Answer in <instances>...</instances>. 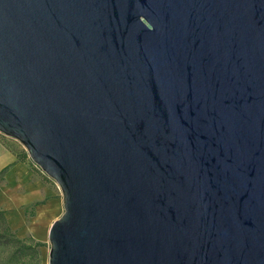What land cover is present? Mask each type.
Returning <instances> with one entry per match:
<instances>
[{"label": "water", "instance_id": "obj_1", "mask_svg": "<svg viewBox=\"0 0 264 264\" xmlns=\"http://www.w3.org/2000/svg\"><path fill=\"white\" fill-rule=\"evenodd\" d=\"M0 134L48 264H264V0H0Z\"/></svg>", "mask_w": 264, "mask_h": 264}, {"label": "crops", "instance_id": "obj_2", "mask_svg": "<svg viewBox=\"0 0 264 264\" xmlns=\"http://www.w3.org/2000/svg\"><path fill=\"white\" fill-rule=\"evenodd\" d=\"M9 166L0 183V206L7 212L9 223L16 217L34 216L35 228L41 227L48 234L52 224L63 214L59 188L34 170L31 161L17 162V157L0 141V172Z\"/></svg>", "mask_w": 264, "mask_h": 264}, {"label": "trees", "instance_id": "obj_3", "mask_svg": "<svg viewBox=\"0 0 264 264\" xmlns=\"http://www.w3.org/2000/svg\"><path fill=\"white\" fill-rule=\"evenodd\" d=\"M2 143L17 157V162L28 163L27 155L24 152ZM10 168L11 166L0 172V182ZM42 246L41 243L34 242L31 238L17 237L16 233L8 226L7 212L2 207L0 208V264H42L40 252ZM3 255H5V259Z\"/></svg>", "mask_w": 264, "mask_h": 264}, {"label": "rangeland", "instance_id": "obj_4", "mask_svg": "<svg viewBox=\"0 0 264 264\" xmlns=\"http://www.w3.org/2000/svg\"><path fill=\"white\" fill-rule=\"evenodd\" d=\"M0 140L9 147L15 149V150H20L21 152H24L27 155L28 158V163L31 161L30 158L28 157V154L24 147L20 145L18 142L12 140V139H7L5 136L0 134ZM33 168V166H31ZM34 169V168H33ZM35 170V169H34ZM1 183V182H0ZM5 196V195H4ZM3 196H1L2 198ZM32 203V202H31ZM1 208V206H0ZM29 216L26 215L25 219L23 218H15V219H10L11 223L8 221V226L11 228L13 232L16 233V236L19 238L24 239L26 238H31L34 242L41 243L43 246L40 248L41 252V257H42V264H48L49 261V244H48V234L47 232H44V230L41 229V227H36L34 226L35 222H37L36 218L34 216ZM35 228V229H34ZM8 253V252H7ZM3 258L5 259V255H3Z\"/></svg>", "mask_w": 264, "mask_h": 264}, {"label": "built area", "instance_id": "obj_5", "mask_svg": "<svg viewBox=\"0 0 264 264\" xmlns=\"http://www.w3.org/2000/svg\"><path fill=\"white\" fill-rule=\"evenodd\" d=\"M32 165H33V168H34L39 174L45 176V174L43 173V171H42L39 167H37V166H36L35 164H33V163H32Z\"/></svg>", "mask_w": 264, "mask_h": 264}]
</instances>
